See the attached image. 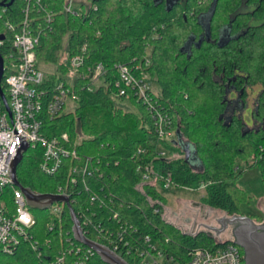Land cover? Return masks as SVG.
<instances>
[{
  "label": "trees",
  "instance_id": "obj_1",
  "mask_svg": "<svg viewBox=\"0 0 264 264\" xmlns=\"http://www.w3.org/2000/svg\"><path fill=\"white\" fill-rule=\"evenodd\" d=\"M87 1L77 14L63 11L65 0H40L32 9L41 31L36 59L53 64L57 72L45 73L47 99L62 81L75 104L71 112L63 108L55 116L44 115L42 133L48 139L66 136L64 146L77 158H65L59 171L47 176L40 170L43 149L30 148L17 167L18 182L40 195H56L62 187L91 241L110 250L115 245L139 250L151 245L184 264L194 250L218 244L166 221V198L157 189L161 180L153 184L144 175L152 179L154 173L169 172L173 187H201L206 206L228 216L241 215L239 203L248 201V192L236 185L242 173L239 163L258 166L264 182V0ZM26 4L14 0L9 8H0V31L7 23L19 24ZM45 14L52 18L49 23ZM65 39L66 58H83L72 81L64 78L72 71L67 59L61 61ZM119 64L138 67L137 75L144 74L151 87L157 86V91H148L147 102L132 93L118 95L114 85ZM98 65L104 70L103 84L94 88ZM255 86L261 90L247 127L238 110L245 106L247 90ZM234 93L237 103L231 108ZM124 102L135 111H126ZM155 112L176 140L160 139ZM178 135L196 162L185 161L174 144ZM161 150L171 158L161 157ZM87 158L92 176L74 175L73 169ZM72 176L75 184L69 182ZM31 211L36 224L30 240L12 255H0V264H50L62 255L66 264H105L74 240L65 204L59 216L48 209ZM127 262L134 264L131 258Z\"/></svg>",
  "mask_w": 264,
  "mask_h": 264
},
{
  "label": "built area",
  "instance_id": "obj_2",
  "mask_svg": "<svg viewBox=\"0 0 264 264\" xmlns=\"http://www.w3.org/2000/svg\"><path fill=\"white\" fill-rule=\"evenodd\" d=\"M26 2L19 24L15 26L7 23L4 30L0 31V36L3 37L0 40L3 70L0 91L5 101L4 104L0 95V255L5 256L14 254L22 243L30 240V232L36 224L24 195L13 184L10 177L11 165L18 151L26 145L24 155L30 148L41 147L43 159L40 170L47 176L56 174L65 158H77L74 151L64 146V142L68 140L66 136H63L62 140L48 139L42 133L43 116L57 115L65 107L68 97L67 90L63 88V82L59 81L56 84L55 93L47 99L48 92L43 88L46 84L45 73L38 68L35 53L41 31L37 27L39 20L32 16V9L40 0H36V3L31 0ZM81 5L84 4H78V6ZM74 6V0H65L63 11L77 14L78 10H75ZM39 8L42 9V7ZM44 20L49 23L52 20L50 14H45ZM82 62L83 58L80 55L67 58V64L71 70L78 69ZM116 69L119 78L114 87L118 95L128 96L132 93L136 99L147 102L148 91L152 87L144 74L137 75L138 67L130 68L119 64L116 65ZM95 70L99 77L104 73L101 65L96 66ZM152 118L155 120L156 129L163 142L171 143L176 140L173 131L164 129L165 120L159 112H155ZM159 155L164 157L165 152L161 150ZM90 163L91 160L87 158L84 165L74 168L72 173L81 174L83 177L86 174L92 176L93 172L89 169ZM152 176L151 179L148 174L144 175L145 181L155 184L157 179H160L161 188H173L171 173L167 172L164 175L154 173ZM69 182L75 184L76 177L72 176ZM56 195L67 196L62 187L57 189ZM61 206L62 203H53L48 210H51L55 216H59ZM199 229L200 227L197 230ZM120 240H123V237L120 236ZM144 240L145 243L149 242L148 237ZM213 240L218 246L212 249L194 250L184 264H244V255L237 245L226 239L214 238ZM32 246L35 248V243ZM123 247L115 245L112 251L126 262L128 258H131L134 264H158L156 260L162 258L171 264H180L151 245L142 250L133 249L128 245ZM75 250L76 253L80 252L79 248ZM88 253L92 255L93 251L88 249ZM85 258L87 259L88 256L86 255ZM50 264H66V259L62 255Z\"/></svg>",
  "mask_w": 264,
  "mask_h": 264
},
{
  "label": "rangeland",
  "instance_id": "obj_3",
  "mask_svg": "<svg viewBox=\"0 0 264 264\" xmlns=\"http://www.w3.org/2000/svg\"><path fill=\"white\" fill-rule=\"evenodd\" d=\"M80 3H83L84 6H88L87 0H74L75 10L80 9V6H78V4ZM65 49H66V39L64 40V51L61 56V61H65L67 59ZM6 67H8V65H6ZM38 68L42 72L47 74L57 73L56 67L53 64H46L39 62ZM58 75L63 76L62 74H58ZM64 78L67 81H72L75 78L74 71L72 70L71 73H69L68 75H64ZM102 84H103L102 78L99 77L94 82V88ZM152 88H154L156 91L158 90L156 85H153ZM260 90L261 88L258 86L248 89L245 106L240 109L238 106H236V108L239 109L238 113L244 119L245 125L247 127H251L252 125V120L249 118V115H250V111H252L255 106L256 98ZM229 100L232 101L231 108H233L234 103H237V95L235 93L233 95H230ZM121 106L126 111H135L134 107L127 102L122 103ZM74 108H75V104L69 98L66 100L63 112H71L74 110ZM79 139H81V135H79ZM164 152L166 159L171 158V155L166 150H164ZM174 156L177 155L174 154ZM192 161L196 162L194 158ZM239 164L242 173L237 178L236 185L240 188L245 189L248 192L247 193L248 201H246L247 199L245 197L243 201L246 202L239 203L240 214L242 216L252 218L256 224H261L262 222H264V182H262L260 168L258 166L247 168L243 164L241 163ZM157 189H159L162 195L165 196L166 198V202L163 205L162 212H163V218L169 223L170 221H172L173 223L175 222V220L173 219L175 215L178 216L179 218L178 222L183 223V221H186L187 219H189V217L191 219H193L196 215L198 216L202 215L204 217L205 211L209 213L208 217L211 222H216V220H220L223 217H228L227 214L217 210L210 209L208 206H206V204L203 201V197L205 193L201 187L198 189H189V190L184 188H176V187L169 189L158 187ZM225 235L229 236V230L226 232ZM229 237L227 238L229 239ZM156 261L158 264H171L170 262H167L165 259L162 258H158Z\"/></svg>",
  "mask_w": 264,
  "mask_h": 264
},
{
  "label": "water",
  "instance_id": "obj_4",
  "mask_svg": "<svg viewBox=\"0 0 264 264\" xmlns=\"http://www.w3.org/2000/svg\"><path fill=\"white\" fill-rule=\"evenodd\" d=\"M161 1V0H156ZM171 0H167L169 2ZM14 0H9L8 2H0V8H9L13 4ZM3 37L0 36V40ZM2 60L0 58V82L2 77ZM2 98V93L0 91ZM3 103L5 104L4 99L2 98ZM175 145H178L185 155V161L193 160L192 149L188 144H185L180 136H177V141H174ZM27 146H23L15 156L12 165L10 177L13 184L21 190L22 194L25 197L27 206L31 210L43 211L50 208L53 203H62L67 206L69 211L70 219L72 222V235L76 242L82 244L83 246L89 248L93 251L100 260L105 264H128L120 255H117L115 252L109 248L98 244L94 241H91L85 237L83 234L80 222L77 219L75 213L70 207L69 199L67 196L63 195H40L34 194L27 188L22 187L17 179L16 171L17 167L20 164L23 153L26 151ZM218 224L221 225L222 229L227 227H232L233 239L229 240L243 250L244 255V264H264V223L257 225L253 222L250 217H245L242 215H234L223 217ZM203 228V231H197L193 235L204 234L210 239H214L212 232L217 231L214 227L208 226H199ZM219 232V231H218Z\"/></svg>",
  "mask_w": 264,
  "mask_h": 264
},
{
  "label": "crops",
  "instance_id": "obj_5",
  "mask_svg": "<svg viewBox=\"0 0 264 264\" xmlns=\"http://www.w3.org/2000/svg\"><path fill=\"white\" fill-rule=\"evenodd\" d=\"M208 214L209 213L207 211H205L204 217L202 215H200V216L196 215L193 219H191L189 217V219H187L186 221H183V223L178 222L179 218H178V216L175 215L173 217V219L177 223H175V222L173 223L172 221H170V223H172L173 225H175L176 227L181 229L184 233H190L191 234V233L197 231L199 226H208V227L209 226L210 227L215 226L214 222L210 221Z\"/></svg>",
  "mask_w": 264,
  "mask_h": 264
},
{
  "label": "flooded vegetation",
  "instance_id": "obj_6",
  "mask_svg": "<svg viewBox=\"0 0 264 264\" xmlns=\"http://www.w3.org/2000/svg\"><path fill=\"white\" fill-rule=\"evenodd\" d=\"M252 219V218H251ZM253 220V219H252ZM217 221H219V220H217ZM214 222V227L217 229V231H214V232H212V235L214 236V238L215 239H217V240H221V239H226V240H231V239H233V233H232V227H227L226 229H222V227H221V225L220 224H218V222ZM254 222V221H253ZM255 223V222H254ZM262 223H264V222H262ZM261 223V224H262ZM256 224V223H255ZM257 225H260V224H257ZM229 230V236H226L225 234H226V232ZM197 231H203V228L202 227H200V229L199 230H197ZM197 231H195V232H197ZM219 231V232H218ZM227 237H229V239L227 238Z\"/></svg>",
  "mask_w": 264,
  "mask_h": 264
}]
</instances>
